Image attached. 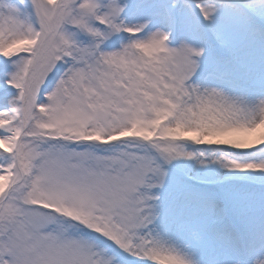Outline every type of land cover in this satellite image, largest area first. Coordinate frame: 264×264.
I'll use <instances>...</instances> for the list:
<instances>
[{"label":"snow or ice","instance_id":"obj_1","mask_svg":"<svg viewBox=\"0 0 264 264\" xmlns=\"http://www.w3.org/2000/svg\"><path fill=\"white\" fill-rule=\"evenodd\" d=\"M0 264H264V0H0Z\"/></svg>","mask_w":264,"mask_h":264}]
</instances>
